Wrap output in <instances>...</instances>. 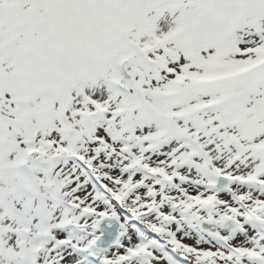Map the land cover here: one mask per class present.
<instances>
[{"label": "snow or ice", "instance_id": "6c2138e0", "mask_svg": "<svg viewBox=\"0 0 264 264\" xmlns=\"http://www.w3.org/2000/svg\"><path fill=\"white\" fill-rule=\"evenodd\" d=\"M0 264H264V0H0Z\"/></svg>", "mask_w": 264, "mask_h": 264}]
</instances>
